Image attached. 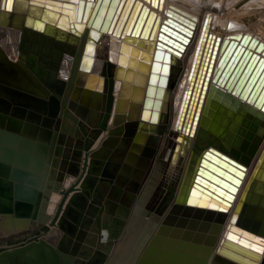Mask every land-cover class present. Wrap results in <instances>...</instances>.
<instances>
[{"label": "water", "instance_id": "1", "mask_svg": "<svg viewBox=\"0 0 264 264\" xmlns=\"http://www.w3.org/2000/svg\"><path fill=\"white\" fill-rule=\"evenodd\" d=\"M70 1L61 7L75 0ZM12 2L8 0L9 7ZM30 4L64 14L58 4L45 6L34 0ZM178 19L166 18L161 28L167 29L170 23L176 29L168 27L173 35L188 32L191 23ZM209 21L206 17L203 32ZM195 31L196 26L192 37ZM161 43L158 41L152 63L148 96L154 95L161 48H167ZM215 46L214 57L218 44ZM36 51L23 49L17 61L0 46V264H78L91 256L97 264H134L180 189L208 96L214 99L213 106L225 112L214 84L238 93L247 78L243 74L238 79L239 70L246 63L251 68L257 62L241 93L249 100L255 97L256 87L264 82V42L250 34L225 37L213 84L209 80L214 58L207 67L209 55L205 80L183 74L166 76V121L109 128L97 127L103 105L98 72L79 70L76 60L62 68L60 58L49 63L43 56L45 50L41 56ZM232 60L243 64L230 73ZM163 76H159V84ZM148 111L146 101L142 117ZM235 119L241 123L235 147L220 144L214 146L219 150L210 149L229 160L230 170L237 175L243 174L255 154L254 161L227 220L222 216L220 224L212 227L213 242L221 233L215 247L206 248L204 256L191 255L195 264H264V251H257L264 249V143L257 144L262 127L245 117ZM209 152L201 158L203 163ZM195 172L197 186L203 168ZM227 173L224 181L231 180L225 185L230 193L240 178ZM40 226L47 227V234L24 243L34 238ZM156 254L151 248L148 257L152 264H159L153 259ZM180 261L188 263L184 258Z\"/></svg>", "mask_w": 264, "mask_h": 264}, {"label": "bare ground", "instance_id": "2", "mask_svg": "<svg viewBox=\"0 0 264 264\" xmlns=\"http://www.w3.org/2000/svg\"><path fill=\"white\" fill-rule=\"evenodd\" d=\"M34 1L55 7H58L57 4L61 7L64 2H71L70 0ZM191 1L192 4L187 0H160V2L159 0H83L82 2L75 0L74 3H67L68 6L61 7L64 11L62 14L32 5L30 0H13L10 7L8 0H0V46L5 50L6 56L11 55L17 58V61L21 60L20 54L23 49L30 51L32 48L40 53L39 56L43 55L45 50L46 55L43 56L47 57L46 61L49 63L60 58L58 64L62 68L72 65L76 60L79 70L98 72L103 105L97 119V127L109 128L130 122L166 121V76L183 74L196 81L201 78L205 80L207 69L204 71V65L209 55L207 67L211 58H214V65L210 71L209 85H211L222 55L221 47L225 37L250 34L264 42V33L261 35L252 33L225 17L232 14V10L235 14L236 11L240 12L241 7L240 11L238 7L243 2L229 9L228 5H232L233 0H216L214 6L209 7L213 12L204 13L199 8L203 0ZM246 3L248 2L244 4ZM257 4H259L258 0ZM170 6L172 7L168 14ZM219 12L222 14L218 15ZM168 17L173 21H179L178 18L181 17L190 22L188 32L179 35L177 31L173 35L172 29H176L170 23L166 24L172 28L166 27L170 32H166L167 29L163 30L162 24ZM206 17H209L210 21L207 30L203 32ZM218 20L221 21L222 28L217 27L221 26ZM195 26L196 31L192 37V29ZM160 32L163 35H160ZM164 34L167 35L166 39ZM178 35L181 36L180 39L177 38ZM217 36L222 39L218 41ZM170 37L173 38L172 42H169ZM175 40H178V43H175ZM158 41H162V45L166 44L167 48H161L160 62L154 73L156 86L152 89L154 95L148 96L147 87ZM217 44L218 49L214 57L213 51ZM171 48L177 52L174 53ZM166 51L170 53L167 54L166 59H162L165 58ZM260 54L262 55V52ZM232 64L230 73L243 63L232 60ZM256 64L257 62L248 68L246 63L239 70L238 79L243 74L247 75V78L238 93H233V88L228 90L225 85L214 84L218 86L216 94L220 97L221 108L225 112H220V106H213L214 99L208 96L194 154L180 189L162 220L153 229L134 264H142L143 258H148L151 248H175L174 241L178 239V233L182 234L189 229L193 236L198 233V226L201 224L204 226L202 237L193 240L184 238L193 247L191 249L185 247L183 250L201 257L205 255L206 248L215 247L221 233L213 242L212 227L220 224L219 220L222 216L227 220L255 154L246 164V168H243V174L237 175L230 170V161L223 159L220 152H215L210 147L218 149L214 146L220 144L230 149L235 147L234 139L241 127V123L237 122L235 117L239 119L245 117L251 123L260 125L262 128L257 133V144L264 143V82L256 87L257 95L251 100L241 94L254 73ZM160 75L164 76L159 84ZM254 87H251L248 93ZM260 94L263 97L261 96L258 101ZM146 101L150 111L142 117ZM221 125H225L226 128L221 130ZM208 150L210 152L203 163L201 158ZM199 168H203L204 173L200 175L198 185L195 186L198 173L195 170ZM227 172L240 178L230 193L226 186H229L231 180L224 181L227 180ZM179 219L183 224L178 223ZM188 224H191L192 229L186 228ZM215 235L217 236V233ZM186 264L195 263L190 261Z\"/></svg>", "mask_w": 264, "mask_h": 264}, {"label": "rangeland", "instance_id": "3", "mask_svg": "<svg viewBox=\"0 0 264 264\" xmlns=\"http://www.w3.org/2000/svg\"><path fill=\"white\" fill-rule=\"evenodd\" d=\"M187 1L190 2L191 4L193 2L191 0H187ZM215 1L216 0H203V3H201V5H199V8L204 13L207 12V11L213 12L209 7H213L214 4H215L214 3ZM244 1L248 2V3L244 4L245 3ZM241 2H243V3H241ZM252 2H251V0L250 1L249 0H233V1H231L232 5H228V8L229 9L230 8L233 9V7H236L237 5H239L241 3V5L238 7V9L241 7V11H240V9L238 10L241 13L240 12L237 13V11H236V14H235V12H233V10H232V14L226 15L225 17H228L231 20H233V22L238 23L239 26H241L243 28H247L252 33H257V34L261 35V34L264 33V1L263 0H258L259 4H257V0H255L253 3ZM251 4H252V6H251ZM259 5H261V7ZM246 6H248V7H246ZM255 6H257V7L253 9L252 7H255ZM242 7H243V9H242ZM247 10H249V11H247ZM249 12H251V13L249 14ZM242 13H243V15H241ZM217 14L221 15L222 13L219 12ZM260 20H261V22H260ZM218 21H219L218 23L221 26L218 25L217 27L218 28H222L223 26L221 24V21L220 20H218ZM220 32H222L223 34L225 33V31H223V30H220ZM178 223L183 224V223L180 222V219L178 220ZM198 227H199L198 233L194 234L193 236L191 234L192 231L189 230V229H186L182 234L178 233L177 234L178 239H176L174 241L175 248H173V249H167V248L158 249L157 248L156 249V253L157 254H156L155 258H153V259H156V261H159V264H160L161 261H164V260H170L171 264H183L180 261V259H183V258L187 259V262L191 261V257L190 256L192 254L191 253L189 254V253H187L186 251L183 250L186 247L185 243L188 242V240H185L184 238H186V237L187 238H192V240L195 239V238H201L202 237L201 233L204 232V226L201 224ZM186 228H191V224H188V226ZM143 262H145V264H152L153 263V262H151V258H149V257L148 258L147 257L143 258Z\"/></svg>", "mask_w": 264, "mask_h": 264}, {"label": "flooded vegetation", "instance_id": "4", "mask_svg": "<svg viewBox=\"0 0 264 264\" xmlns=\"http://www.w3.org/2000/svg\"><path fill=\"white\" fill-rule=\"evenodd\" d=\"M37 229H38L37 234L34 236V238L25 240L24 243L31 241L33 239H38L40 236H42L43 234L45 235L48 232L47 227H44V226L43 227L40 226V228H37ZM47 241H48V239H47ZM24 243H22V244H24ZM22 244H19V245H22ZM0 251H2V250H0ZM78 264H97V263H96V260H94V257L91 256L89 260L81 259L80 263H78Z\"/></svg>", "mask_w": 264, "mask_h": 264}, {"label": "snow or ice", "instance_id": "5", "mask_svg": "<svg viewBox=\"0 0 264 264\" xmlns=\"http://www.w3.org/2000/svg\"><path fill=\"white\" fill-rule=\"evenodd\" d=\"M257 251H264V249H257Z\"/></svg>", "mask_w": 264, "mask_h": 264}]
</instances>
